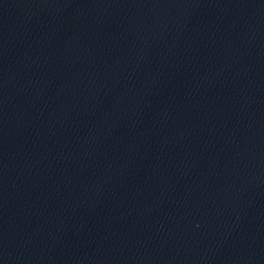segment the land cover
Wrapping results in <instances>:
<instances>
[{
  "label": "water",
  "instance_id": "water-1",
  "mask_svg": "<svg viewBox=\"0 0 264 264\" xmlns=\"http://www.w3.org/2000/svg\"><path fill=\"white\" fill-rule=\"evenodd\" d=\"M0 264H264V0H0Z\"/></svg>",
  "mask_w": 264,
  "mask_h": 264
}]
</instances>
